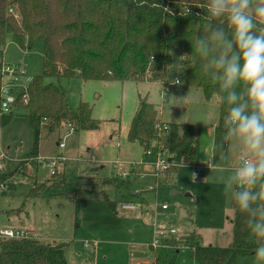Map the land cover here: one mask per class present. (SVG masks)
<instances>
[{"label": "rangeland", "instance_id": "rangeland-1", "mask_svg": "<svg viewBox=\"0 0 264 264\" xmlns=\"http://www.w3.org/2000/svg\"><path fill=\"white\" fill-rule=\"evenodd\" d=\"M7 65L19 67L18 79L7 73L3 76V83L16 82L12 89L18 96L42 73L43 41L23 47L9 35L0 54V70L4 72ZM183 72L177 67L172 82ZM51 81L65 88L71 109H77L81 102L90 103L100 127L79 131L69 123L54 131L44 127L38 156L31 157L34 128L26 108L13 105L14 117L8 124H0V170L15 171L6 193L0 194V229H24L43 243H65L69 264H167L176 251L177 264H197L192 247L185 241L193 232L201 234L204 244L225 247L231 243L234 210L221 179L229 173L210 163L213 123L219 116L217 97L206 100L198 87L164 97L161 82L147 78L105 81L75 76ZM145 97L157 105L161 122L196 126L202 173L196 174V166L183 162L176 172L152 174L155 169L149 161L153 156L144 153L140 142L128 140L131 120ZM3 153L6 156L1 159ZM52 157H65V161H58V173L67 182L81 184L75 195L86 199L87 205L78 213L73 198L30 194L34 186L49 184L52 165L42 159ZM239 158V150L233 147L223 168H234ZM117 162L120 172L114 168ZM131 163L138 166L130 169ZM121 171L132 176V193L110 182L113 176L123 177ZM144 176V182L140 181ZM150 184L156 187L148 189ZM128 201L134 202L136 209L124 210L122 204ZM22 205L23 210H19ZM253 240L257 242L255 236ZM238 264L264 261L255 255L240 256Z\"/></svg>", "mask_w": 264, "mask_h": 264}, {"label": "trees", "instance_id": "trees-1", "mask_svg": "<svg viewBox=\"0 0 264 264\" xmlns=\"http://www.w3.org/2000/svg\"><path fill=\"white\" fill-rule=\"evenodd\" d=\"M202 3L203 0H0V54L9 35L23 47L43 41L42 73L29 83L27 103H21L24 93L13 103L26 108L34 128L35 141L29 156H38L44 127L50 131L65 123L73 124L76 131L100 127V122L93 117L92 105L81 102L77 109H71L65 88L51 81L53 78L79 76L105 81L147 78L161 82L164 97L191 87L201 88L208 101L217 96V86L203 74V61L194 45L195 36L202 34V25L207 19L206 10L197 8ZM186 6H192L191 15H184ZM185 54L188 56L180 58ZM177 67L184 69L178 78L179 85L171 80ZM4 74L0 70V106ZM227 108V104L219 101V120L210 158L212 166L218 162L214 146L221 142L225 146L230 144L224 135L223 118ZM14 115L12 111L0 114V124H8ZM156 139L163 140L167 149L172 163L170 173L176 172L183 162L199 165L200 138L195 125L161 122L157 105L146 97L141 98L131 120L128 140L140 142L146 150ZM14 173V170H0V194L6 193L5 187L9 188L8 181ZM110 182L131 190L134 180L132 176L117 175ZM80 189V183L67 182L56 171L51 174L48 185L34 186L30 194L73 198L78 213L87 205L86 199L75 195ZM232 206L233 239L228 246L204 244L199 232L185 239L192 247L197 264H238L240 256L255 255L257 242L247 227L246 217L236 211L233 202ZM23 208L24 205L19 210ZM65 247V243H43L35 238L1 239L0 264H69ZM177 253L167 264H177Z\"/></svg>", "mask_w": 264, "mask_h": 264}, {"label": "clouds", "instance_id": "clouds-1", "mask_svg": "<svg viewBox=\"0 0 264 264\" xmlns=\"http://www.w3.org/2000/svg\"><path fill=\"white\" fill-rule=\"evenodd\" d=\"M197 8L207 13L194 40L201 69L217 86L219 101L228 105L223 123L231 143L214 146L216 167L229 173L221 176L225 193L245 215L257 238L255 256L264 261V0H203ZM191 14L192 6H186L184 15ZM233 147L239 150L238 163L223 168Z\"/></svg>", "mask_w": 264, "mask_h": 264}, {"label": "built area", "instance_id": "built-area-1", "mask_svg": "<svg viewBox=\"0 0 264 264\" xmlns=\"http://www.w3.org/2000/svg\"><path fill=\"white\" fill-rule=\"evenodd\" d=\"M19 71V67L18 66H13V65H7L4 67V73H7L8 75L13 76V79H18V77H16L17 75H19L17 72ZM20 71H22V74L25 72L23 69H21ZM16 75V76H15ZM25 75V74H24ZM16 84V82L10 81L7 83H3L2 87H1V111L0 114L2 113H7L12 111V107H13V103L16 101L17 96H15V94L13 93V89L12 87ZM28 87V86H27ZM27 87L26 89L22 92L23 94V101L24 103H27L28 101V92H27ZM166 127V125H165ZM163 141V140H162ZM156 139L153 142L152 147H150L149 149L144 150V153L146 155L149 156H153V159H151L149 162V164H152L155 172H153L152 174L155 176H160L164 173H167L169 171V168L171 167L172 163L168 160V152L167 149L164 148V144L163 142ZM60 147H64L65 144L64 143H58ZM6 156V154H2V158ZM44 161L49 160L50 164L52 165V171L51 174L55 173L58 169H57V165H58V161H65V157L62 158H58V157H52L50 159H42ZM119 162L114 164V168L120 172L121 167H119L117 164ZM146 163V162H145ZM1 164V161H0ZM144 164L141 163L140 165ZM136 164L131 163L130 169L131 168H135ZM1 167V166H0ZM204 170L203 166L200 165H196V174H200L202 173ZM122 172V176L123 178L127 177V175L129 174V172ZM156 187L155 184H150L148 186V189H154ZM139 192V190H135V193ZM165 207V206H164ZM122 208L124 210H134L136 209V204L134 202H125L122 204ZM172 232H174V230H172ZM166 236V235H163ZM9 238H15V239H21V238H33L32 236H30L28 234V231H25L24 229H14V228H3L0 229V240L1 239H9ZM158 241L156 240L154 242V244H156Z\"/></svg>", "mask_w": 264, "mask_h": 264}, {"label": "crops", "instance_id": "crops-1", "mask_svg": "<svg viewBox=\"0 0 264 264\" xmlns=\"http://www.w3.org/2000/svg\"><path fill=\"white\" fill-rule=\"evenodd\" d=\"M192 88V87H191ZM180 92V91H179ZM178 92V93H179ZM177 93V94H178ZM217 96H214L211 100H213L214 98H216ZM216 101V104L218 105V110H219V99H218V97L215 99ZM210 101V100H209ZM152 102V101H151ZM154 103V102H153ZM158 108V107H157ZM219 120V116L216 118V120H215V122L213 123V131H212V136H213V138H212V149H213V142H214V131H215V126H216V124H217V122H218V120ZM196 127V126H195ZM200 138V137H199ZM231 143V142H230ZM212 149H211V155H212ZM211 158V157H210ZM145 177H147V176H144V178L143 179H140V181H142V182H144V179H145ZM144 197H145V195H144ZM145 199H146V197H145ZM232 227H233V225H232ZM232 239H233V236H232ZM232 241V240H231Z\"/></svg>", "mask_w": 264, "mask_h": 264}, {"label": "water", "instance_id": "water-1", "mask_svg": "<svg viewBox=\"0 0 264 264\" xmlns=\"http://www.w3.org/2000/svg\"><path fill=\"white\" fill-rule=\"evenodd\" d=\"M173 194H175V195L176 194H181V192L180 191H174ZM183 216H184V213H183Z\"/></svg>", "mask_w": 264, "mask_h": 264}]
</instances>
